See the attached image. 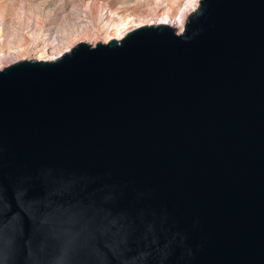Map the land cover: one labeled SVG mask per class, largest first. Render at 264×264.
<instances>
[{"label":"water","instance_id":"1","mask_svg":"<svg viewBox=\"0 0 264 264\" xmlns=\"http://www.w3.org/2000/svg\"><path fill=\"white\" fill-rule=\"evenodd\" d=\"M0 264H264V0L0 67Z\"/></svg>","mask_w":264,"mask_h":264},{"label":"rangeland","instance_id":"2","mask_svg":"<svg viewBox=\"0 0 264 264\" xmlns=\"http://www.w3.org/2000/svg\"><path fill=\"white\" fill-rule=\"evenodd\" d=\"M92 1L89 8L88 2ZM0 0V24L4 27V31L0 32V48L15 50L19 45H29L36 47L41 43V38L37 34L44 37L49 36L48 30L54 27L61 29H69L76 22L77 24H90V9H93L92 15L98 17L102 10L110 9L120 15H131L132 19L128 21L129 30L143 23H151L156 21L155 11H173L186 0ZM22 5V6H20ZM39 6H45L38 8ZM79 6L82 10L78 16L83 18L77 21L78 16L73 13V7ZM159 6V7H158ZM167 6H169L167 8ZM51 9L56 11L51 15H47L45 20L41 22V9ZM154 14V15H153ZM21 21H25L22 26L23 32L15 35V26L20 25ZM10 26L14 27L13 34L10 32ZM18 32V29L16 30ZM35 32L34 35L29 33ZM105 31L86 34L72 33L68 38L60 44L51 45L48 50L49 54H56L62 50L72 47L78 40L95 43L97 40H105ZM98 35V36H97ZM100 36V37H99ZM84 38V39H83ZM104 38V39H103ZM46 43L52 42L49 38ZM43 50L37 49L36 55L42 53ZM52 53V54H51Z\"/></svg>","mask_w":264,"mask_h":264},{"label":"bare ground","instance_id":"3","mask_svg":"<svg viewBox=\"0 0 264 264\" xmlns=\"http://www.w3.org/2000/svg\"><path fill=\"white\" fill-rule=\"evenodd\" d=\"M170 1V0H169ZM199 0H186V2H183L178 8L176 12L173 11H155L154 14L156 15L157 19L153 23L156 22H163V23H168L171 24L172 26H175L178 30H181L184 26V23L186 21L188 13L197 7ZM168 5V0L166 1ZM88 7L90 8L92 6V1L87 3ZM22 6V5H20ZM45 7V6H39L38 8ZM159 7V6H158ZM169 6H167L168 8ZM73 13L78 16L80 14L79 12L82 10L81 7L79 6H74L73 7ZM94 9V8H93ZM93 9H90V15H89V20L90 24H77L76 22L74 23L73 26H71L69 29H61L59 27H54L51 30H48V35L47 37H44L41 34H37L39 38H41V43H39L36 47L29 46V45H19L17 49L12 50V49H2L0 48V67L15 61L17 59L21 58H44V59H52L60 55L62 52L70 49L71 47H68L64 50H62L59 53L56 54H49L48 48L51 45H56L60 44L61 42H64L66 38H68L72 33H82L85 32L86 34L90 33H98L101 31H105V40L107 41L111 38H120L122 37L128 30H129V25L127 24L130 19H132L131 15H120L117 12L106 9L102 10L99 14L98 17H94L92 15ZM41 22L45 20V17L47 15H51L52 13L56 12L51 9H46L42 8L41 9ZM153 14V15H154ZM80 16H78L77 21L82 20ZM25 21H21L20 25L15 26V35H19V33L23 32L22 26L24 25ZM130 22V21H129ZM18 29V32L16 30ZM14 27L10 26V32L13 34ZM4 31V27L0 24V32ZM35 35V32L29 33V35ZM98 36V35H97ZM100 37V36H99ZM51 38L52 42L46 43L45 40ZM84 39V38H83ZM104 39V38H103ZM43 50L42 53L39 55H36V50L37 49Z\"/></svg>","mask_w":264,"mask_h":264}]
</instances>
